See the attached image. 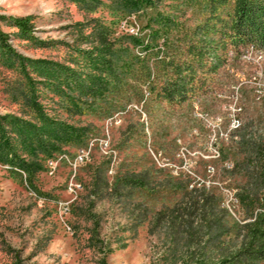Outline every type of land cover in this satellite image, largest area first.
<instances>
[{
  "label": "rangeland",
  "instance_id": "1",
  "mask_svg": "<svg viewBox=\"0 0 264 264\" xmlns=\"http://www.w3.org/2000/svg\"><path fill=\"white\" fill-rule=\"evenodd\" d=\"M201 2L0 0L1 14L33 15L31 40L0 21L10 45L27 59L19 63L0 44V115L18 118L11 144L23 156L29 157L28 148L37 153L40 165L29 176L0 153V264L214 263L240 245L251 210L240 206L236 193L260 191L246 157L253 143L264 142V96L252 94L247 84L237 87L254 71L247 57L235 56L225 66L215 91L179 108L151 100L137 104L116 90L109 73L115 69L139 85L136 56L146 55L150 66L153 57L135 45L136 37L153 41L157 31L158 43L166 35L170 40L178 29L162 26L165 17L192 27L202 19ZM67 69L92 74L103 86L81 95L63 81ZM234 91L242 109L239 127L233 126L229 140H216L214 153L211 131L195 109L222 113ZM54 121L68 131L59 132ZM36 134L51 141L47 152L32 139ZM99 169L110 184L102 199L92 192ZM142 170L156 188L193 179L217 193L223 210L199 245H187L176 226L154 222L157 213L183 201L184 190L151 195L111 189L126 171Z\"/></svg>",
  "mask_w": 264,
  "mask_h": 264
},
{
  "label": "trees",
  "instance_id": "2",
  "mask_svg": "<svg viewBox=\"0 0 264 264\" xmlns=\"http://www.w3.org/2000/svg\"><path fill=\"white\" fill-rule=\"evenodd\" d=\"M199 11L202 19L192 27H178V23L166 16L162 26L178 29L170 40L166 35L158 43L157 31L154 32L153 41L148 39L144 42L141 37H136L135 45L153 57L152 65L144 62L146 55L141 57L137 54L138 67L134 77L139 85L129 84L115 69H110L111 81L116 90L122 89L126 98H134L137 104L151 100L171 108H179L219 87L221 71L230 61L235 60L232 58L233 51L235 56L243 49L251 47L264 52V0H202ZM0 21L16 28L27 39H34L33 15L14 16L0 13ZM8 39V33L0 29L1 47L22 64L27 59L10 45ZM63 78L66 84H72L84 96L94 94L103 86L94 75L87 74L82 77L71 69L65 70ZM18 121L12 114L0 115V153L5 152V163L30 176L40 165L37 153L29 151L28 148L29 157L23 156L11 144L12 133L19 130ZM52 125L59 132H67L69 128L60 121H54ZM18 133L24 139L22 131ZM32 139L40 152H47L52 144L41 135L36 134ZM246 162L254 173L260 191L252 193L241 190L236 193L240 206L246 212L251 210V219L241 225L243 234L240 245L222 253L214 263H207L205 258H197L190 264H264V142L251 145ZM97 172L99 175L92 183V192L97 199H102L106 195L102 189L108 188L110 184L105 177H101L102 169ZM151 176L147 170L126 171L111 189H139L151 195L184 190L183 201L166 213H157L154 222L161 221L176 226L187 239V245H199L214 228L213 223L223 210L217 193L203 185L198 186L199 182L193 179L178 180L156 188L150 185ZM114 194L121 196L123 193ZM134 206L138 208L142 205L136 202ZM143 216L140 221L146 218V215Z\"/></svg>",
  "mask_w": 264,
  "mask_h": 264
},
{
  "label": "built area",
  "instance_id": "3",
  "mask_svg": "<svg viewBox=\"0 0 264 264\" xmlns=\"http://www.w3.org/2000/svg\"><path fill=\"white\" fill-rule=\"evenodd\" d=\"M240 57H247V63L252 65L254 69L250 78L246 81H241L237 87L245 84L249 85L252 94H259L264 96V52L250 49H243L238 55ZM232 58H235L233 51ZM237 91V90H235ZM231 94L233 99L223 105V111L208 114L205 110L195 109V113L204 120L205 126L211 131L210 146L214 153H217L216 140H229L232 136V128L236 126V118L241 117V106L237 103L236 93ZM219 96L223 95L221 92H216Z\"/></svg>",
  "mask_w": 264,
  "mask_h": 264
},
{
  "label": "bare ground",
  "instance_id": "4",
  "mask_svg": "<svg viewBox=\"0 0 264 264\" xmlns=\"http://www.w3.org/2000/svg\"><path fill=\"white\" fill-rule=\"evenodd\" d=\"M238 125H239V118H236V126H237V128L239 127Z\"/></svg>",
  "mask_w": 264,
  "mask_h": 264
}]
</instances>
